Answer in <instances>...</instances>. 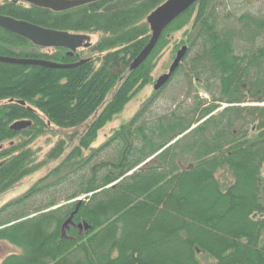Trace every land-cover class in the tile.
I'll return each instance as SVG.
<instances>
[{
	"label": "trees",
	"instance_id": "1",
	"mask_svg": "<svg viewBox=\"0 0 264 264\" xmlns=\"http://www.w3.org/2000/svg\"><path fill=\"white\" fill-rule=\"evenodd\" d=\"M119 1L63 13L0 2L3 16L98 36L70 56L0 28L2 57L90 60L74 69L0 62V195L42 168L32 148L39 136L54 127L84 128L56 169L0 209V243L20 250L1 264H205L203 258L264 264V0L198 1L134 71L131 64L152 37L147 19L167 0L112 7ZM179 33L172 53L183 47L188 53L169 83L182 75L188 89L213 100L196 97L192 115L178 110L148 120L168 83L93 148L99 132L153 82L158 60ZM21 121L31 125L13 130ZM64 143L52 148L49 161L65 155Z\"/></svg>",
	"mask_w": 264,
	"mask_h": 264
},
{
	"label": "rangeland",
	"instance_id": "2",
	"mask_svg": "<svg viewBox=\"0 0 264 264\" xmlns=\"http://www.w3.org/2000/svg\"><path fill=\"white\" fill-rule=\"evenodd\" d=\"M3 0H0L2 2ZM132 0H120L112 7L123 6ZM252 1V0H251ZM255 2V1H254ZM91 43L94 44L98 40L97 35H90ZM181 34H176L172 37L171 45L168 49L162 54L160 59L157 62V66L153 72V82L146 86L139 94H137L132 101L125 107L123 112L115 117L111 123L107 124L98 134V138L93 144V148H98L102 146L110 137L113 136V132L118 130L122 125L128 123L142 108V106L150 99L155 93L154 86L158 79L163 75L167 74L172 66L176 55L172 53L173 43L175 41H180ZM181 50V49H180ZM47 52L52 50L48 49ZM81 51V50H79ZM186 82L183 80L182 75L175 78L169 85L164 88L160 99L157 101L156 105L150 111V117L148 120L160 117L162 115H172L178 110L181 111L182 115H192L191 108L193 107V102L197 101L196 97L201 100L212 101L213 98L209 93L200 89V90H191L186 87ZM196 89V86L193 85ZM224 108V105L220 110ZM156 116V117H155ZM84 134V128L76 130H62L57 128H51V130L43 135L39 136L33 143L32 148L37 152V155L40 161L43 164L42 168L36 173L32 174L25 178L22 182L16 185L13 189L7 193L0 195V209L7 203L19 198L27 191H29L34 185H36L41 179L48 176L54 169H56L62 161L65 159L68 152L78 146L79 139ZM64 141L65 146L67 147L66 153L60 159L56 161H49L47 156L49 152L55 147L58 143ZM87 155V153H86ZM230 176L228 175L227 178ZM219 178L222 179L221 175ZM232 178H229L228 181H231ZM62 194L57 195V198H60ZM61 197L60 199L64 198ZM83 197H80L81 199ZM77 199V200H79ZM64 204V203H62ZM14 253H20V250L9 243L1 242L0 243V264L5 257H8ZM205 264H212L213 261L209 259H204Z\"/></svg>",
	"mask_w": 264,
	"mask_h": 264
},
{
	"label": "water",
	"instance_id": "3",
	"mask_svg": "<svg viewBox=\"0 0 264 264\" xmlns=\"http://www.w3.org/2000/svg\"><path fill=\"white\" fill-rule=\"evenodd\" d=\"M99 0H15L16 3L23 2L38 8L51 10L55 13L68 12L70 10L97 2ZM200 0H167L164 4L153 11L148 17V24L150 26L152 37L146 48L131 64V70L134 71L139 68L146 59L150 56L158 41L160 40L165 29L171 25L180 15L186 12L194 4ZM0 28L20 36L30 41L34 46L44 49H66L68 55L73 56L79 49H89L91 47V37L82 34H70L67 32H60L48 30L25 21H18L10 17H5L0 14ZM188 53V48L183 47L170 67L167 74L158 79L154 86L155 91L164 88L173 75L176 73L184 58ZM90 60H82L75 64L65 65L54 63L45 60L33 59H17L0 56V62L7 64L25 65V66H41L54 69H74L80 67ZM24 104V102H21ZM31 125L29 121L17 122L12 126L15 131H21ZM1 149V147H0ZM82 201V200H80ZM73 225V215L64 223L63 232L65 229ZM79 229H88V225H79Z\"/></svg>",
	"mask_w": 264,
	"mask_h": 264
},
{
	"label": "bare ground",
	"instance_id": "4",
	"mask_svg": "<svg viewBox=\"0 0 264 264\" xmlns=\"http://www.w3.org/2000/svg\"><path fill=\"white\" fill-rule=\"evenodd\" d=\"M14 2H15V0H14ZM16 3V2H15ZM18 3H22V4H25V3H23V2H18ZM29 5V4H28ZM88 5V4H87ZM86 6V5H85ZM5 17H9V16H5ZM10 18H12V17H10ZM14 19V18H13ZM16 20V19H15ZM19 21V20H18ZM2 29V28H1ZM4 30V29H3ZM65 65H70V64H65Z\"/></svg>",
	"mask_w": 264,
	"mask_h": 264
},
{
	"label": "built area",
	"instance_id": "5",
	"mask_svg": "<svg viewBox=\"0 0 264 264\" xmlns=\"http://www.w3.org/2000/svg\"><path fill=\"white\" fill-rule=\"evenodd\" d=\"M261 175H262V178L264 179V165L262 167Z\"/></svg>",
	"mask_w": 264,
	"mask_h": 264
}]
</instances>
